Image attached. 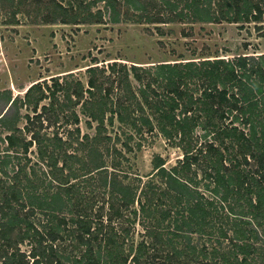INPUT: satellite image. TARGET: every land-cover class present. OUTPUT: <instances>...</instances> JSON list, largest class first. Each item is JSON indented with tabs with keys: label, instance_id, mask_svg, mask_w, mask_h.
<instances>
[{
	"label": "trees",
	"instance_id": "trees-1",
	"mask_svg": "<svg viewBox=\"0 0 264 264\" xmlns=\"http://www.w3.org/2000/svg\"><path fill=\"white\" fill-rule=\"evenodd\" d=\"M19 1L0 0V7L14 3L9 11L13 17ZM29 1L44 3L43 21L95 20L100 15L98 9L89 12L87 1ZM100 1L111 21L119 19L121 4L148 21L258 19L261 12L259 0ZM79 8L85 9L83 15ZM104 64L111 73L104 86L95 75L100 71L98 64L91 63L84 66L89 71L84 87L79 85L73 92L76 98L83 96L79 105L87 124L94 120L92 137L98 142L108 138L103 119L111 123L114 117L138 130L142 124L155 126L180 147V156L168 166L159 155L153 158L149 178L137 189L104 171L94 183L84 182L92 184L90 192L97 199L92 217L77 205L68 214L57 213L71 191L73 182L67 177H74L73 172L64 174V186L42 193L35 188L33 170L18 165L9 178L0 176V264H63L57 242L53 243L58 238L67 240L68 254L64 256L71 257L73 264H264V51L159 60L149 63L148 72L129 62L131 75L140 82L136 92L129 86L128 68L122 60L107 59ZM144 72L147 77L141 81ZM151 80H157V89L150 86ZM121 82L124 87L119 86ZM38 83L39 79L31 81L23 90L27 96L36 86L37 95L33 111L24 114L20 126L16 125L20 99L9 98L7 90H0V125L6 129L2 138L7 146L0 157L3 173L10 147L18 146L24 153L33 143L42 156L47 153L43 138L52 139L47 143H55V148L59 145L57 129L49 136L39 132L50 118L56 119L57 112L53 96L34 110L37 99L49 96ZM65 96L69 98L67 91ZM144 104L151 116L141 111ZM137 109L140 112H133ZM69 118L74 123L69 132L79 133L76 112L71 110ZM196 127L199 130L194 132ZM19 129L28 131L27 138L15 132ZM87 152L92 166L84 164V172L91 167L95 172L105 170L93 158L99 154L94 144ZM73 155L72 151L64 154L67 158ZM196 168L201 172L198 177ZM200 179L207 194L198 188ZM33 209L45 218L38 219L40 228L30 218ZM136 222L143 226L141 232L148 240L139 237L133 241L130 235ZM23 238L29 242L25 249L18 246Z\"/></svg>",
	"mask_w": 264,
	"mask_h": 264
},
{
	"label": "rangeland",
	"instance_id": "rangeland-1",
	"mask_svg": "<svg viewBox=\"0 0 264 264\" xmlns=\"http://www.w3.org/2000/svg\"><path fill=\"white\" fill-rule=\"evenodd\" d=\"M58 1L64 2V0ZM86 1L89 2V12L94 14L96 9L99 10L98 19H76L75 22L43 21L40 12L46 6L42 1L20 0L19 3H15L18 10H15L13 17L9 15V11L14 3L11 6L0 7V90H7L9 98L16 96V99H20L17 100L19 116L16 125H22L25 120L24 114L33 111V100L37 95L36 86L32 87L27 96L23 95V90L31 81L39 79L38 85L44 92H48L49 96L37 99L34 110L39 109L40 103L47 102L48 98L53 96L54 112H57L56 119L52 121L50 118V122L41 127L39 132L43 136H49L51 130L57 129V133L60 134L59 145L56 144V148L55 143H47L52 139L43 138L47 144L45 146L47 153L42 156H39L33 143L27 146L24 153L18 146L10 147L8 164L4 167V173L0 169V176L9 178L12 169L21 165L24 170L29 172L30 169L33 170L30 175L33 177L34 185L37 184L36 190L46 193L58 189L60 184L64 186L67 176L64 174L73 172L74 177H71V174L67 177L68 181L73 182L71 191L67 193L68 197L65 198L64 205L57 209V213L68 214V210L77 205L85 214L92 217L95 215L93 208L97 199L90 192L92 184L83 185L84 182L94 183L93 181H96L99 174L104 171L106 174L119 176L137 189L149 178L153 170V158L159 155L163 160L162 163L168 166L180 156L181 149L163 136L155 126L149 128L142 124L138 130L129 124L117 122L114 117L111 123H107L105 117L103 119L105 125L103 131L108 133L109 137L101 136L103 140L101 142L95 140L92 137L94 120H90L87 124L85 113L80 111L79 101L83 96L76 98L73 93L79 85L82 88L85 85L89 71L84 66L97 63L96 69L100 71L96 70L95 75L104 86L111 76L104 64L105 60H122L128 68L129 86L136 92L140 82L131 75L129 62L139 64L140 67L137 69H145L148 72L151 70L149 63L159 60L262 52L264 51V0L258 2L261 9L258 19L218 17L169 21L144 20L142 16L137 17L138 15L131 8L124 10L123 4L120 6L119 19L111 21L102 1L81 0L80 3ZM78 10L79 15L85 13V9ZM8 18L13 19L11 22H6ZM145 72L141 75V81L147 77ZM42 77L43 79H40ZM44 84L48 88L44 87ZM119 86L124 87V84L121 82ZM150 86L157 89V80H151ZM50 89L53 92L49 93ZM66 91L69 93V98L65 96ZM110 96L112 99L113 93H110ZM74 98L77 102H72ZM2 101L0 99V104ZM71 110L77 114L76 123L79 133L69 132L74 126L69 118ZM141 111L151 116V109L145 104L142 105ZM133 112L138 113L140 110ZM198 130L196 127L194 132ZM5 131L6 129L0 125V157L4 147H7L2 138ZM15 132L27 138L28 131L19 129ZM84 132L86 136L81 135ZM64 137L65 139L67 137L66 141H70L68 145L63 141ZM93 144L99 150V154L97 153L93 158L102 163L105 170L95 172V168L91 167L84 172L82 167L84 164L92 166L88 161L91 153L87 150L89 151V147ZM64 150L72 151L75 155L67 158L64 156ZM85 160L86 162L80 165V161ZM195 171V176H200L201 172L197 168ZM201 181L202 179L198 182V188L202 193L207 194L208 191L201 186ZM33 210L34 213L30 218L40 228L42 225L38 219L44 221L45 218L38 209ZM133 227L134 231L130 235L133 241L139 237L148 240V237L141 232L143 226L139 222ZM54 242H57L55 248L58 249L63 264H73L71 257L65 259L64 256L68 254L69 247L65 243L67 240L58 238L53 239ZM28 244L25 238L18 242V246L24 249ZM126 246L124 242V250ZM74 249L71 250L72 253L75 252ZM154 259L157 263V252Z\"/></svg>",
	"mask_w": 264,
	"mask_h": 264
}]
</instances>
